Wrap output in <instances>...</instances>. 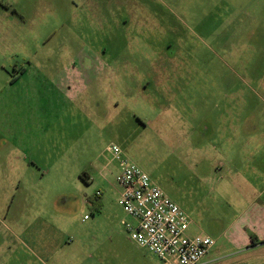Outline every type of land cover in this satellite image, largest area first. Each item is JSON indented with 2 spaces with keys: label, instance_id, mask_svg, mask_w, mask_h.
I'll return each instance as SVG.
<instances>
[{
  "label": "rangeland",
  "instance_id": "obj_1",
  "mask_svg": "<svg viewBox=\"0 0 264 264\" xmlns=\"http://www.w3.org/2000/svg\"><path fill=\"white\" fill-rule=\"evenodd\" d=\"M7 115L39 129L43 161L39 178L21 179L34 194H6L0 177V203L50 204L48 221L75 208L76 224L98 192L121 206L116 144L189 215L191 235L217 240L213 264H246L225 243L264 187V0H0ZM13 209L0 221V264H39L12 233Z\"/></svg>",
  "mask_w": 264,
  "mask_h": 264
},
{
  "label": "crops",
  "instance_id": "obj_2",
  "mask_svg": "<svg viewBox=\"0 0 264 264\" xmlns=\"http://www.w3.org/2000/svg\"><path fill=\"white\" fill-rule=\"evenodd\" d=\"M10 77L6 82H10ZM166 107L170 106L166 105ZM145 124L149 125L150 121ZM37 129L33 126L28 131L25 118H11L7 115L6 118L0 119V177L11 179L7 183L10 189L6 190V194L11 192H16V195L34 194L36 191L30 186L33 183L27 185L25 182L23 186L20 183L23 181L21 179L27 177L33 181L40 175L39 167L43 159L35 155V143L41 140L37 135ZM38 134L40 135L39 129ZM250 144V140L243 141V145L250 146ZM109 165L107 164L105 168ZM89 180L91 176L88 174L85 181ZM248 194L249 197L245 199L246 206L227 226L226 234L230 240L225 243V248L230 251L227 254L243 255L246 264H254L257 261L264 264V187L252 189ZM108 199L109 197L104 196L103 193L95 197V203L89 197L86 198L84 204L91 210L92 216L86 214L80 220V224H76L71 214L77 212L75 208L67 209L66 214H62L64 217L62 219L57 216L54 217L55 221H48L45 220L46 216L51 218L52 215L54 216L50 204L46 206L48 213H44L42 205L38 206L35 202L28 204L22 199L15 205V202H10L6 195L4 204L3 201L0 203V221L4 218L5 206L7 210L9 208L8 211L14 208L11 213L13 222L10 224L14 227L12 233L16 239L22 241L24 238L31 243L30 250H34L33 253L40 257L39 264H155L152 258H158L139 246L126 232L123 222H133V219L121 206L110 204L112 207L110 208ZM8 201L10 206L5 203ZM105 211H109L108 217L112 218L106 223L103 220ZM55 212L60 213L56 207ZM4 219H7L6 215ZM38 226L50 233L35 230L34 227ZM104 226L109 229V233L102 236L100 229ZM63 227H68L67 230L71 235L66 233ZM189 230L188 234L191 235ZM25 243L24 246L29 249V244ZM216 244L217 240L201 264H213L219 259L222 251L216 249Z\"/></svg>",
  "mask_w": 264,
  "mask_h": 264
},
{
  "label": "built area",
  "instance_id": "obj_3",
  "mask_svg": "<svg viewBox=\"0 0 264 264\" xmlns=\"http://www.w3.org/2000/svg\"><path fill=\"white\" fill-rule=\"evenodd\" d=\"M107 150L117 163L118 202L133 219L123 222L132 240L164 264H201L215 240L189 235V215L120 146Z\"/></svg>",
  "mask_w": 264,
  "mask_h": 264
}]
</instances>
